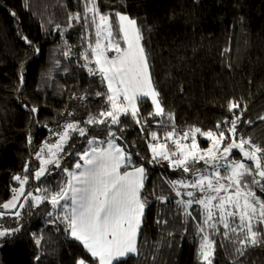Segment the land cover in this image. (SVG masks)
Segmentation results:
<instances>
[{
  "label": "trees",
  "instance_id": "1",
  "mask_svg": "<svg viewBox=\"0 0 264 264\" xmlns=\"http://www.w3.org/2000/svg\"><path fill=\"white\" fill-rule=\"evenodd\" d=\"M99 5L101 12L121 11L137 20L159 99L174 117L171 121L150 117L153 105L146 100L140 105V125L131 116H122L121 125L111 126L122 137L117 143L147 170L144 194L150 205L141 229L140 255L129 258L127 264H204L199 252L200 207L194 204L190 209L196 219L186 216L169 183L191 177L172 170L166 161L149 163L150 133L155 131L158 142L174 148L165 140L173 128L178 136L191 128L219 131L218 123L226 130L230 125L222 122L242 111L238 136L264 146V120L260 119L264 117V0H99ZM83 10L84 0H0V206L19 187L13 179L16 175L29 176L28 191L56 190L63 179L60 169L40 181L33 173L40 166L35 154L44 141L53 139L60 119L67 122L79 114L80 125L89 131L87 137L72 136L65 152L73 154L64 156L62 167H72L78 159L75 153L83 151L88 139L103 140L109 131L104 125L83 123L106 106L105 97H97L96 92L107 90L99 77L89 75L82 66L93 30L86 31L83 21L68 27L69 14ZM230 101L239 102L240 109L230 112ZM196 138L201 149L210 147L204 136ZM233 155L242 159L238 150ZM195 167L207 166L201 162ZM255 190L264 199V192ZM158 195L166 196L167 202L156 199ZM0 211L6 210L0 207ZM12 211H20V219L8 214L0 224L21 231L0 238V264H75L78 258L96 264L62 223L52 222L56 213L49 203L39 207L30 203ZM207 231L212 234L211 229ZM36 238L41 240L39 245ZM212 238L216 241L213 264H264V245L249 247L237 260L238 243L219 234Z\"/></svg>",
  "mask_w": 264,
  "mask_h": 264
},
{
  "label": "snow or ice",
  "instance_id": "2",
  "mask_svg": "<svg viewBox=\"0 0 264 264\" xmlns=\"http://www.w3.org/2000/svg\"><path fill=\"white\" fill-rule=\"evenodd\" d=\"M11 15L15 16V12ZM74 21H83L86 31L93 30L82 54L85 61L82 66L89 75L99 77L107 89L106 92H96L97 97H105L106 106L98 114H90L83 123L87 126L104 125L109 131L103 140L88 139L83 151L75 153L78 159L71 168L61 164L65 155L73 154L65 152V147L73 133L87 137L88 128L82 127L80 122H67L62 131L53 133L58 139L44 141L35 154L40 166L33 178L40 181L42 177L52 175L53 169H60L63 179L57 183L56 190L37 187L35 191L41 195H34L32 191L26 192L28 175L14 176L19 187L14 188L12 198L0 206L6 210L0 211V219L11 214L12 218L19 220L22 213L13 212V209L24 208L28 202L34 206L47 202L56 213L52 222L62 223L64 231L82 245L92 261L96 264H127L129 258L140 255L141 229L145 210L150 205L144 194L147 170L142 164H135L133 154L117 143L122 137L117 136L111 126L121 125L122 116H131L140 125V105L146 100L153 105L152 112L148 113L150 117H167L169 121L174 117L165 112L159 99L160 93L151 74L149 52L135 18L121 11L101 12L99 0H84L82 13L69 14V28ZM235 109H240V103L230 101L229 111ZM31 111L37 112L38 109L32 108ZM241 119L242 111L230 121L225 119L222 122L230 125L226 130H222L221 123H218L216 128L219 131L191 128L178 136L173 128L166 133L165 140H171L174 148L158 142L155 131L150 133L149 163L166 161L172 170H181L191 177L169 183L175 195L180 197L176 203L183 207L186 216L196 219L190 209L194 204L200 207L203 219L198 224L202 234L199 252L204 264H213L216 241L212 234L222 235L234 245L238 243L234 248L237 260L249 247L264 245V199L255 190L259 188L264 192V146L254 143L250 137L238 136ZM260 119L264 120V117ZM144 122L147 123V119ZM120 131H123L122 127ZM197 134L209 140L210 147L200 149ZM189 139L190 144L183 142ZM233 150H238L242 159H236ZM201 162L207 167L196 168L195 165ZM24 172H28L27 164ZM22 198L23 202H20ZM156 199L167 202L164 195H158ZM53 212L48 215L53 216ZM161 222L157 220L158 224ZM207 229H211L212 234ZM20 231V227L5 228L0 224V238ZM35 243L39 245L40 238H36ZM75 264H89V261L78 258Z\"/></svg>",
  "mask_w": 264,
  "mask_h": 264
},
{
  "label": "rangeland",
  "instance_id": "3",
  "mask_svg": "<svg viewBox=\"0 0 264 264\" xmlns=\"http://www.w3.org/2000/svg\"><path fill=\"white\" fill-rule=\"evenodd\" d=\"M143 43H144V41H143ZM145 46H146V49H147V51H148V47H147V45L145 44ZM111 55V54H110ZM149 62H150V59H149ZM150 65H151V62H150ZM152 74V73H151ZM150 101V100H149ZM71 111L72 110H70L69 111V113H71ZM62 119H60V122L58 123V126L56 127V129L54 130V132L53 133H56V132H60V131H62V126L63 125H65L67 122H79V120H80V115L78 114V117L77 118H75V119H73V120H70V121H67V122H64V121H61ZM75 133H73V135H74ZM72 135V136H73ZM52 137H53V139H51V141L50 142H54V141H56L57 139H58V136H56V135H52ZM197 139V138H196ZM169 142H171L172 143V141L171 140H169ZM184 143H186V144H190L191 143V141H190V139L189 140H185V141H183ZM197 143H198V141H197ZM168 145L170 144V143H167ZM199 145V144H198ZM199 148H200V146H199ZM201 149V148H200ZM202 150H204V149H202ZM63 162L61 161V164H62ZM49 167H51V166H49ZM47 176V175H46ZM45 177V176H44ZM43 178V177H42ZM26 187V192L28 191V189H27V185L25 186ZM29 191H32L33 192V194L34 195H40L38 192H36V191H33V190H29ZM20 202H23V198L21 199V201ZM30 203L31 202H28V203H26L25 204V206H24V208L26 207V206H29L30 205ZM39 206H41V204L39 205ZM39 206H34V207H39ZM21 209H23V208H21ZM14 210V209H13Z\"/></svg>",
  "mask_w": 264,
  "mask_h": 264
}]
</instances>
